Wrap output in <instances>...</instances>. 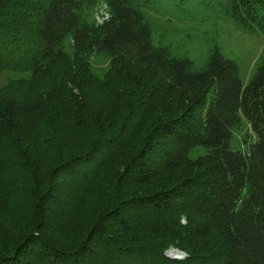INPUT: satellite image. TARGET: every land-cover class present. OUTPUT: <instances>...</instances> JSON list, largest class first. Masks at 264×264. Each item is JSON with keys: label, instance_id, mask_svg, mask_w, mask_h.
Returning a JSON list of instances; mask_svg holds the SVG:
<instances>
[{"label": "trees", "instance_id": "obj_1", "mask_svg": "<svg viewBox=\"0 0 264 264\" xmlns=\"http://www.w3.org/2000/svg\"><path fill=\"white\" fill-rule=\"evenodd\" d=\"M217 3L264 35V0ZM163 4L0 0V264H264V53L244 86Z\"/></svg>", "mask_w": 264, "mask_h": 264}, {"label": "rangeland", "instance_id": "obj_2", "mask_svg": "<svg viewBox=\"0 0 264 264\" xmlns=\"http://www.w3.org/2000/svg\"><path fill=\"white\" fill-rule=\"evenodd\" d=\"M163 2V10H148V16L151 18L156 31L169 36L180 34L184 38L187 30H210L212 34L206 42L194 39L196 41L192 43V46L203 47L204 51L207 52L208 49L210 50L217 45L226 58L238 64L243 84L247 86L259 58L264 53V35L253 36L244 34L233 25L225 23L223 19L216 18V10L221 7L217 0H203L200 8L184 7L186 13L189 12V22L179 18L176 14L180 12V8H178L181 4L180 0H163ZM99 20H102L101 16ZM198 35V38L202 37L203 32ZM108 68L109 65L107 63L98 61L94 71L102 76ZM168 252L171 253L173 251ZM175 253L177 255V251Z\"/></svg>", "mask_w": 264, "mask_h": 264}, {"label": "water", "instance_id": "obj_3", "mask_svg": "<svg viewBox=\"0 0 264 264\" xmlns=\"http://www.w3.org/2000/svg\"><path fill=\"white\" fill-rule=\"evenodd\" d=\"M168 255H169V256H172V257H177L175 251L169 253Z\"/></svg>", "mask_w": 264, "mask_h": 264}, {"label": "clouds", "instance_id": "obj_4", "mask_svg": "<svg viewBox=\"0 0 264 264\" xmlns=\"http://www.w3.org/2000/svg\"><path fill=\"white\" fill-rule=\"evenodd\" d=\"M170 251H176V250H170ZM169 254V252H167V255ZM182 253H180V252H178L177 251V255H181ZM182 255H184V254H182ZM169 256V255H168ZM170 257H172V256H170ZM176 258H178V257H176Z\"/></svg>", "mask_w": 264, "mask_h": 264}, {"label": "built area", "instance_id": "obj_5", "mask_svg": "<svg viewBox=\"0 0 264 264\" xmlns=\"http://www.w3.org/2000/svg\"><path fill=\"white\" fill-rule=\"evenodd\" d=\"M178 258H183L184 257V255H176Z\"/></svg>", "mask_w": 264, "mask_h": 264}]
</instances>
